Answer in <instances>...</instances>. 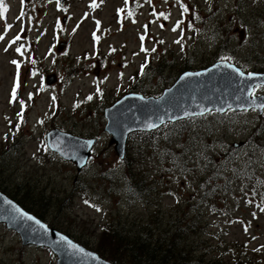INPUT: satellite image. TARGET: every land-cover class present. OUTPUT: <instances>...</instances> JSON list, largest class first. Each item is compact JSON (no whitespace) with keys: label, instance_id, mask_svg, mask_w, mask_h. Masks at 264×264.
I'll return each instance as SVG.
<instances>
[{"label":"rangeland","instance_id":"374dc122","mask_svg":"<svg viewBox=\"0 0 264 264\" xmlns=\"http://www.w3.org/2000/svg\"><path fill=\"white\" fill-rule=\"evenodd\" d=\"M221 60L264 72V0H0V191L36 198L42 220L101 255L117 220L170 243L181 216L194 262L264 264V114L135 133L124 159L105 131L104 110L123 96L159 97ZM53 129L97 139L80 172L48 150ZM132 180L149 188L143 198ZM57 260L0 223V264Z\"/></svg>","mask_w":264,"mask_h":264},{"label":"water","instance_id":"95a60500","mask_svg":"<svg viewBox=\"0 0 264 264\" xmlns=\"http://www.w3.org/2000/svg\"><path fill=\"white\" fill-rule=\"evenodd\" d=\"M258 86H264V73L246 74L228 61H219L204 70L184 72L160 97H145L138 93L125 95L105 110V131L112 136L115 153L123 159L128 138L135 132H152L166 124L210 112L225 114L230 110L256 109L263 114L264 95L252 96ZM47 144L52 152L74 163L80 172L91 157L96 139L53 129L47 134ZM0 223L16 231L23 245L50 248L58 256L57 264H112L48 226L1 192Z\"/></svg>","mask_w":264,"mask_h":264},{"label":"trees","instance_id":"16d2710c","mask_svg":"<svg viewBox=\"0 0 264 264\" xmlns=\"http://www.w3.org/2000/svg\"><path fill=\"white\" fill-rule=\"evenodd\" d=\"M210 115H212V119L219 117V115L215 113H212ZM191 121L192 120H187L186 122L185 120V121H180L176 124L183 126ZM168 126H171V124L166 125V127ZM153 133H156V131ZM147 136L152 138L155 135L147 134ZM231 151L228 152L226 155H224V157H227L229 160L232 159L234 163L235 158L232 156ZM130 152L131 154H133L131 150ZM136 153H139L140 155L146 154L145 152H140V151H136ZM252 154L253 152L252 150H250L249 155L252 156ZM127 162H129V158L127 159ZM218 168L219 167H216V169ZM216 169H214V175L212 177L214 181H217V177H215ZM236 170L237 168L234 169V172ZM250 176L251 175L249 172L247 178H249ZM144 185L145 182L143 184H140L139 180L130 181V187L134 189L133 195L143 198V196L147 194V191L149 189L146 188V190L143 191L141 187H143ZM33 199L36 198L33 197ZM33 199H24L20 201V203L23 202V205L22 204L20 205L27 211L34 213L35 215H37L42 219L43 214L35 208L34 204L36 200L34 201ZM180 218L182 217L178 216V218L175 220L177 224V228L174 229V231L177 232L172 236H170L174 239V242L171 241L170 243L165 242L167 241V236L159 237L157 233L144 234L142 233L143 231L142 232L138 231L133 233L131 230L126 228V225L120 223V220H117L118 222L115 223V226H120L121 228L117 227L115 229L109 230V228L107 227L105 229L107 232L106 234H104L105 239H111L112 242L114 243L113 248L110 249L111 254L110 256H108L106 253L102 251V255L105 256L106 259L108 258V260L111 261L113 264H202L201 262H194V257L189 258L188 252H186L185 248H183L180 244V240H181L180 233H184L185 230L183 227L182 220ZM180 224H182V226ZM145 226L146 228H148L146 231L152 232V230L154 229V228L151 229L152 226L150 225H145ZM163 226L164 223H162V227ZM158 232L162 233L163 230L160 229ZM164 232H167L169 235L171 233L170 229H165ZM106 235L110 236L111 238L107 237ZM206 264H223V263L220 260L216 259ZM234 264H251V263L250 262L246 263L241 260H237L235 261Z\"/></svg>","mask_w":264,"mask_h":264},{"label":"bare ground","instance_id":"6f19581e","mask_svg":"<svg viewBox=\"0 0 264 264\" xmlns=\"http://www.w3.org/2000/svg\"><path fill=\"white\" fill-rule=\"evenodd\" d=\"M29 212V211H28ZM29 213H31V214H33L34 216H36V217H38L37 215H35L34 213H32V212H29ZM39 218V217H38Z\"/></svg>","mask_w":264,"mask_h":264}]
</instances>
